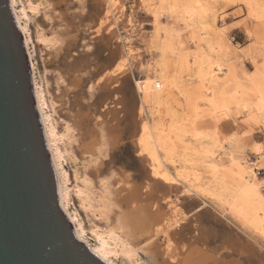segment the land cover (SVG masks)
<instances>
[{"label": "rangeland", "instance_id": "rangeland-1", "mask_svg": "<svg viewBox=\"0 0 264 264\" xmlns=\"http://www.w3.org/2000/svg\"><path fill=\"white\" fill-rule=\"evenodd\" d=\"M20 1L63 192L80 226L116 255L147 264L149 239L119 220L150 204L157 224L175 218L170 233L183 226V236L197 234L200 245L191 246L211 249L214 260L264 264V0ZM189 1L204 14L197 28L183 21ZM113 50L119 59L103 70ZM68 63L82 77L77 87ZM143 126L158 145L161 175L140 143ZM129 191L138 204L127 203ZM182 235L170 234L169 247L162 233L151 242L158 264L169 249L181 258L189 245Z\"/></svg>", "mask_w": 264, "mask_h": 264}, {"label": "water", "instance_id": "water-1", "mask_svg": "<svg viewBox=\"0 0 264 264\" xmlns=\"http://www.w3.org/2000/svg\"><path fill=\"white\" fill-rule=\"evenodd\" d=\"M8 5L0 0V264H106L75 238L60 207L28 56Z\"/></svg>", "mask_w": 264, "mask_h": 264}, {"label": "bare ground", "instance_id": "bare-ground-1", "mask_svg": "<svg viewBox=\"0 0 264 264\" xmlns=\"http://www.w3.org/2000/svg\"><path fill=\"white\" fill-rule=\"evenodd\" d=\"M64 1V0H63ZM194 1V0H193ZM87 2V0H86ZM56 3V2H55ZM62 4V2H60ZM64 3V2H63ZM189 5L188 6H185L183 7L182 6V13L185 15V18L183 19V21L185 22V24L187 26H190V27H198V25L201 24V19H202V15H204L203 13H200V11L198 10V6H196L197 4H195V2H188ZM28 4V3H26ZM84 4V3H83ZM88 4V2H87ZM104 4V3H103ZM21 1L20 0H9V10L10 12L12 13V15L14 16V18L16 19V23H17V26H18V29L22 35V38H23V41H24V46H25V50H26V53H27V56H28V61H29V68H30V76H31V84H32V91H33V100H34V105H35V109L39 115V118H40V121H41V124H42V130H43V134H44V139H45V144H46V149H47V153L49 155V158H50V161H51V164H52V167L56 173V177H57V187H58V197H59V202H60V207L63 209V211L67 214V216L69 217V220H70V223H71V226H72V229H73V232H74V236L75 238L80 241L85 247H87L93 254H95L97 257H99L100 259H102L106 264H135L134 262V257L133 255H128L127 258H122L118 255H116L113 250H111L107 244L101 239L98 237L97 233L93 230H90L89 228L87 227H82L80 226V221L82 222V220H80L81 217H79V215L77 214L76 210H74V207H73V204L70 203V200H69V197L67 199V196L65 197V194L63 192V184H62V179H61V175L62 173L59 174L61 168H60V165H58L57 161H56V157H55V153L54 151L52 150V147L55 145H53L52 143V140H51V136L53 135V132L50 131V128L51 125H50V121H49V118H48V114H47V109L45 107V103H44V99H43V93L41 92L40 90V85H39V69L38 67L34 64V56H33V46H32V42L29 38V35L26 31V18L24 17L23 13H22V10H21ZM181 5V4H180ZM59 6V5H57ZM86 6V5H85ZM173 6V5H172ZM200 6V5H199ZM38 7V6H37ZM88 7V6H87ZM96 7V6H95ZM179 7V6H178ZM98 8V7H97ZM201 8V7H200ZM23 9V8H22ZM34 9V8H33ZM88 9V8H86ZM105 9V8H104ZM108 9V8H107ZM103 10V9H102ZM101 10V11H102ZM205 10V9H204ZM32 11V10H31ZM92 11V10H91ZM97 11V9H96ZM181 13V14H182ZM254 13V12H253ZM86 14V13H85ZM96 14V13H95ZM88 15V14H86ZM98 15V13H97ZM85 16V15H84ZM182 16V15H181ZM206 16V14H205ZM56 17V16H55ZM94 17V16H93ZM92 17V18H93ZM214 17V16H213ZM90 18V17H89ZM101 18V17H100ZM104 18V17H103ZM91 19V18H90ZM61 20V19H60ZM95 20H97L95 18ZM102 21V20H101ZM92 23V22H91ZM214 21L212 22V25L211 26H215L214 25ZM107 24V23H106ZM105 24V25H106ZM108 26V25H107ZM73 27V26H72ZM92 27V26H91ZM29 28V26H28ZM106 28V27H105ZM102 31V30H101ZM82 32V31H81ZM99 33V32H98ZM68 34V33H67ZM104 34V33H102ZM110 34V33H109ZM69 35V34H68ZM110 36V35H109ZM67 37V36H66ZM40 38V37H39ZM52 38V37H51ZM102 38V37H101ZM38 39V38H37ZM41 39V38H40ZM44 39V38H43ZM75 39V38H74ZM73 39V40H74ZM97 39H100L99 37H97ZM110 39V38H109ZM49 40V38H48ZM55 40V39H54ZM72 40V39H71ZM39 41V40H38ZM43 41V40H42ZM99 41V40H98ZM101 41V40H100ZM41 42V40H40ZM50 42V41H49ZM73 42V41H70V43ZM93 42V41H92ZM96 41L94 40V42L92 43V45L95 43ZM105 42V41H104ZM53 43V41H52ZM76 43V42H75ZM106 43V42H105ZM44 44V42H43ZM68 44V43H67ZM73 45H75L74 43H72ZM99 44L98 42L96 43V45ZM70 45V44H69ZM68 45V46H69ZM108 45V44H107ZM99 46V45H98ZM164 46V45H163ZM72 47V45H71ZM95 47V46H94ZM106 47V46H105ZM166 47V46H165ZM70 48V47H68ZM97 49V48H96ZM83 50V49H82ZM103 50V49H102ZM94 51V50H93ZM161 51V50H160ZM92 52V51H91ZM109 52V51H108ZM162 52V51H161ZM70 53V52H69ZM74 53V52H73ZM57 54V53H56ZM91 54V53H90ZM93 54V53H92ZM75 56V55H74ZM85 56V55H84ZM106 57H104V59L106 60V64L105 66L103 67V70H106L108 68H110L115 62H117V60L119 59V57L117 56L116 52L113 50L109 53V55L105 54ZM96 58V57H95ZM82 59V58H80ZM93 60V59H91ZM95 60V59H94ZM78 61V60H76ZM45 62V61H44ZM92 62V61H91ZM84 63V62H83ZM122 63H123V60H121L120 62L117 63L116 65V68L114 71H112L113 73H116L118 70H120L122 68ZM92 64V63H91ZM89 64V65H91ZM94 64H96V62H94ZM93 64V66H94ZM67 65V64H66ZM75 65V64H74ZM74 65L72 64H69L68 63V68L69 69V75H71L73 77V81L75 82V84L72 82V84L74 86H78L79 85V80H82L81 78L82 77H79L77 76L76 74H78V72L76 70H73L71 71L72 67H74ZM81 65V64H80ZM97 65V64H96ZM100 66V64H99ZM97 66V67H99ZM95 67V68H97ZM101 67V66H100ZM78 68V66H77ZM93 68V67H92ZM93 68V69H95ZM67 69V70H68ZM81 69V68H79ZM102 68L100 69H97L98 72L99 70H101ZM114 69V68H113ZM112 69V70H113ZM91 70V69H90ZM89 70V71H90ZM97 70L94 72L96 73ZM79 71V70H78ZM82 71V70H81ZM92 71V70H91ZM85 72V71H84ZM107 72V71H106ZM92 73V72H90ZM89 73V74H90ZM88 75V73H85ZM68 75V73H67ZM84 75V74H83ZM82 76V75H81ZM85 76V75H84ZM89 76V75H88ZM108 76V75H106ZM117 76V75H116ZM119 76V75H118ZM214 76V75H213ZM65 78V76H64ZM71 78V77H70ZM90 78V77H89ZM110 78V77H108ZM113 78V77H112ZM111 78V79H112ZM72 79V78H71ZM118 78H116V81L113 80L114 82H117ZM121 79V78H120ZM104 80V79H103ZM111 80V82H113ZM71 81V80H70ZM106 81V80H105ZM109 81V80H108ZM121 81V80H120ZM69 82V81H68ZM71 83V82H70ZM104 84V83H102ZM111 84V83H110ZM71 85V84H70ZM98 85V84H97ZM107 85V84H106ZM109 85V84H108ZM100 86V85H99ZM102 86V85H101ZM98 87V86H97ZM106 87V86H105ZM79 88V87H78ZM119 88V87H118ZM105 89V88H104ZM113 90V89H112ZM111 90V91H112ZM118 91V90H117ZM103 92V91H102ZM114 91H112L113 93ZM111 95V94H110ZM115 95V94H114ZM45 96V95H44ZM107 97V96H106ZM75 99V98H74ZM110 101V100H109ZM118 103V102H117ZM110 104V103H109ZM75 105V104H74ZM121 105V104H120ZM124 105V104H123ZM122 105V106H123ZM115 106V105H114ZM53 107V106H52ZM54 108V107H53ZM109 108V107H108ZM135 108V107H134ZM68 109V108H67ZM133 109V108H132ZM93 111V110H92ZM117 111V110H116ZM110 112V111H109ZM124 112V111H123ZM115 113V111H114ZM113 113V114H114ZM78 114V113H77ZM76 115V123L77 124H80L81 121L83 122V115L79 114V115ZM87 115V114H86ZM109 116V115H108ZM115 117V116H114ZM86 118V117H85ZM117 119V116L115 117ZM118 120V119H117ZM119 121V120H118ZM117 121V122H118ZM119 123V122H118ZM83 127V126H82ZM119 127V126H118ZM53 129V128H52ZM82 129V128H80ZM136 129V128H135ZM79 130V128H78ZM153 130V129H152ZM115 131V130H114ZM141 131V139H140V143L142 144V146H144V148L146 150H148V152H150V160H151V166H152V169H153V172L154 174L156 175H161L162 172H160V161H159V158H158V154L156 152V148L158 147L157 143L153 142V144H151L152 142H150L151 140L152 141H155V139L153 140L152 136L150 135V132L146 129L145 126L142 127V129L140 130ZM154 131V130H153ZM51 132H52V135H51ZM79 132V131H78ZM103 132V131H102ZM161 132V131H160ZM165 133V132H164ZM102 134V133H101ZM96 135V134H95ZM105 135H101V141L104 142V141H107L105 140ZM162 136V135H161ZM54 137V136H53ZM52 137V139H53ZM92 137V136H91ZM94 137V136H93ZM93 137L91 138L92 141H95L93 139ZM163 137V136H162ZM114 139V138H113ZM84 140H82L83 142ZM111 142V141H110ZM115 142V141H114ZM101 143V142H100ZM91 144V143H90ZM106 144V143H105ZM112 144V143H111ZM97 146V145H96ZM89 147H91L88 144H85L83 142L82 144V149L86 150L87 148L89 149ZM93 147V145H92ZM92 149V148H91ZM101 150L99 147H98V151ZM94 151V150H93ZM59 153V152H58ZM61 154V153H60ZM59 159V158H58ZM61 159V158H60ZM164 159V158H163ZM140 161V160H139ZM147 170V168H146ZM128 173V172H127ZM164 174V173H163ZM123 176V175H122ZM121 177V176H120ZM162 177V176H160ZM164 177V176H163ZM165 177H167L165 175ZM123 179V177H122ZM151 179V178H150ZM163 179V178H162ZM124 180V179H123ZM168 180V179H167ZM122 181V180H121ZM165 181V180H164ZM128 182V180H127ZM132 182V181H131ZM133 183V182H132ZM65 186V185H64ZM129 189V188H128ZM142 189V188H141ZM65 190V189H64ZM127 191V190H126ZM146 191V190H145ZM153 191V190H152ZM166 191V190H165ZM170 191V190H169ZM135 192V190H134ZM149 192V191H148ZM128 194L126 195V199L127 203H129V205L131 204V201H136L137 203V200L133 199L131 197V193L130 191L127 192ZM136 193V192H135ZM138 193V192H137ZM141 193V192H140ZM165 193V192H164ZM133 194V193H132ZM143 194V193H141ZM149 193H147L148 195ZM161 194V193H160ZM139 195V194H138ZM137 195L138 199L140 198L139 196ZM146 195V197H147ZM136 197V195H134ZM149 196H151V194H149ZM148 196L147 199H150V197ZM123 198V197H122ZM145 198V197H144ZM121 199V198H120ZM146 199V198H145ZM157 199V198H156ZM143 200V199H140L138 200L139 203H141L140 201ZM155 201V200H154ZM150 202V201H149ZM135 203V204H136ZM145 203V202H143ZM153 203V202H152ZM138 204V203H137ZM146 204V203H145ZM162 204V203H161ZM121 206V205H120ZM128 206V205H127ZM126 206V207H127ZM134 206V205H133ZM130 207L128 209H126L125 211H123V215L121 216L120 220H119V224L121 226H124L126 227L129 231L132 230V233H133V237L136 238V239H141L143 238V240L145 238L149 239L148 241H146L144 245V247L142 248L143 251H144V258H145V261L147 264H158L157 263V252L156 250L153 248L155 246L152 245V241H154V239L159 236L160 233H162L163 235H165V241L166 243L168 244V247L169 245H171V238H170V234H172L173 232L177 233L178 236H181L184 232L183 230H181V228H174L173 231H171L172 233H170V229L176 224V222H178V220H175L174 219H163L161 223L157 224V212L155 213H152L149 211V209L151 208L150 204L148 206H134V207ZM147 207H150L148 209H146ZM157 207V206H156ZM200 207V206H199ZM119 208V206H118ZM121 208V207H120ZM165 208V207H164ZM155 209V208H154ZM159 209V208H158ZM195 209V208H194ZM151 210V209H150ZM153 210V209H152ZM203 210V209H202ZM155 211V210H154ZM205 211V210H204ZM163 212V211H162ZM159 213V212H158ZM162 214V213H161ZM166 214V213H165ZM199 214V213H198ZM121 215V214H120ZM183 215V214H182ZM200 215V214H199ZM184 216V215H183ZM171 218V217H170ZM161 220V219H160ZM171 220V221H169ZM188 221V220H187ZM196 221V220H195ZM203 222V221H202ZM153 223H156L155 224V227H153ZM188 225V224H187ZM197 225V224H196ZM153 227V229H152ZM185 227V225H184ZM197 228V227H196ZM195 228V229H196ZM131 229V230H130ZM194 229V231H195ZM200 228H198L199 230ZM202 229V228H201ZM126 230V229H125ZM134 231V232H133ZM193 231V232H194ZM201 231V230H200ZM202 232V231H201ZM181 234V235H180ZM203 234V233H202ZM176 235V234H174ZM183 236V235H182ZM201 236V235H200ZM199 236V237H200ZM208 236V235H207ZM184 237V238H183ZM182 238H180L181 240L183 241H186V243L188 242L189 245H187V248H185L184 252L181 254V258L180 259H175V253H172V251L169 249L167 251L163 250L164 252V255H160L159 253V256H164L165 260L164 262H160V264H228L227 263H223L222 261H218V260H214V253L213 251L210 253V250L209 252H205L206 250H202V249H198V248H195L193 247L195 244H199L198 243V240H201V239H198V235L197 234H194V235H190L186 237V235H184ZM203 237V235H202ZM205 237H203L204 239ZM206 239V238H205ZM214 240V239H213ZM212 240V241H213ZM203 241V240H202ZM201 241V242H202ZM145 242V241H144ZM152 242V243H151ZM155 242V241H154ZM206 242V241H205ZM204 242V243H205ZM208 242V241H207ZM142 245V244H141ZM174 245V244H173ZM193 245V246H191ZM200 245V244H199ZM202 245V244H201ZM204 246V245H203ZM206 246V245H205ZM140 247V246H139ZM175 247V246H174ZM156 248H158L156 246ZM202 248V246H201ZM233 248V247H232ZM206 249V248H205ZM222 249V248H221ZM158 251V250H157ZM221 251V250H220ZM230 251H231V248H230ZM234 251V250H233ZM236 251H239V250H236ZM175 252V251H173ZM182 252V251H181ZM162 254V253H161ZM235 254V253H234ZM178 255V254H177ZM221 256V254H220ZM178 257V256H177ZM231 258V257H230ZM136 259V258H135ZM220 259V258H219ZM162 260V259H161ZM136 261V260H135ZM231 261H234V260H231ZM235 262V261H234ZM230 264V262H229ZM231 264H238V263H231Z\"/></svg>", "mask_w": 264, "mask_h": 264}]
</instances>
